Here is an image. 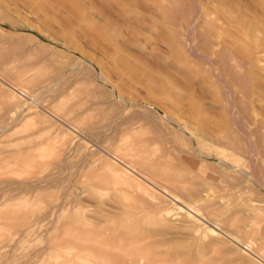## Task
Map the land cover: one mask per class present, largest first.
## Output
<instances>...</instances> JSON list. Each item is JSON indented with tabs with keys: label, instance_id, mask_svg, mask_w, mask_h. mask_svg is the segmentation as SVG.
Returning <instances> with one entry per match:
<instances>
[{
	"label": "rangeland",
	"instance_id": "1",
	"mask_svg": "<svg viewBox=\"0 0 264 264\" xmlns=\"http://www.w3.org/2000/svg\"><path fill=\"white\" fill-rule=\"evenodd\" d=\"M263 26L264 0H0V264H77L99 211L114 264H262Z\"/></svg>",
	"mask_w": 264,
	"mask_h": 264
},
{
	"label": "bare ground",
	"instance_id": "2",
	"mask_svg": "<svg viewBox=\"0 0 264 264\" xmlns=\"http://www.w3.org/2000/svg\"><path fill=\"white\" fill-rule=\"evenodd\" d=\"M199 5V4H198ZM198 7V6H197ZM198 11V10H197ZM198 13H200V10H199V12H197V14ZM224 13H227V11H225ZM199 15V14H198ZM254 27H257V26H254ZM263 29H264V26L262 27ZM251 50H252V52L254 53V55H253V57H254V59H255V57L258 59V62H256V63H252V62H250V64H252L253 65V68L255 69V70H259V69H264V66H261L260 65V63L262 64V62H263V58L261 57V55H263L264 54V47H262L261 45L260 46H254V47H251L250 48ZM190 51L191 52H193V50L192 49H190ZM21 94V93H20ZM22 95H24V94H22ZM33 103H35V102H33ZM176 116V115H175ZM174 116V117H175ZM170 117L171 116H169V117H167V119H168V121L171 123V121H172V118L170 119ZM179 117V116H178ZM177 116H176V118H178ZM237 119V121H238V123L240 124V119L238 120V118H236V115H235V120ZM175 120V119H174ZM251 120V119H250ZM254 120V119H253ZM256 120V119H255ZM176 121V120H175ZM180 121H181V119H180ZM172 123H173V121H172ZM174 124V123H173ZM170 125V124H169ZM175 126H177V127H179V130H181V132L183 133V134H185V138H186V140L188 141L189 139H188V136L186 135V134H188L186 131L187 130H185L184 128H182L181 126H179V124H178V122L176 123V124H174ZM241 125V124H240ZM105 129V128H104ZM104 129H102V132H103V130ZM240 129V128H239ZM98 130V129H97ZM240 132L241 133H243L244 135H245V137L247 138V143H248V146H249V148H250V157H252V163H253V165L255 166V164H256V155H255V149H254V145H253V142H252V137H250V133H248L249 131L248 130H246L244 127H242L241 129H240ZM242 134V135H243ZM252 134V133H251ZM189 135H191V133L189 134ZM206 136V135H205ZM251 138V139H250ZM111 139H113V138H111ZM211 139H213V140H215L216 141V143H218V144H222V136H221V134H219V133H213V134H211ZM190 140H193V139H191L190 138ZM189 140V141H190ZM187 141H186V144H187ZM191 142V141H190ZM189 143V142H188ZM225 144V142L223 143V145ZM122 147V146H121ZM125 149H127L126 147H125ZM124 149V147H123V150H125ZM194 149V148H193ZM126 151V150H125ZM124 151V152H125ZM130 151H132L130 148L129 149H127V151L126 152H129V154H132ZM195 151L198 153V157L199 158H202V159H204V158H206V156L204 155V153L203 152H201L200 150H199V148L198 147H196V149H195ZM134 155V154H133ZM153 158H155L154 156H152ZM153 158H151V159H153ZM150 159V160H151ZM156 159V158H155ZM149 160V162H148V160H147V162L148 163H150L151 161ZM159 160H161V159H159ZM201 160V159H200ZM208 160V159H207ZM207 160H205V161H207ZM152 161H154V159L152 160ZM216 162H217V164H218V166H221V167H226V168H228V165L226 164V162L225 161H223V160H216ZM152 163V162H151ZM160 163H161V161H160ZM159 164V163H158ZM163 164H165L164 162H162V164L161 165H163ZM216 164V163H215ZM150 165V164H149ZM151 166H153V163H152V165ZM168 166V165H167ZM166 166V167H167ZM160 167V166H159ZM163 168H164V165H163ZM168 168H170V167H168ZM225 168V169H226ZM162 169V168H161ZM165 169H167V168H165ZM164 170V169H163ZM166 171V170H165ZM171 171V170H170ZM150 177V176H149ZM166 189H165V187H164V191H159V193L161 194V195H163L164 194V196L166 197V196H168V199H169V192H167V191H169V190H167V191H165ZM173 191V190H172ZM173 192H175V191H173ZM149 193H150V191H149ZM155 193V192H154ZM157 194V192H156V195L157 196H160V194ZM163 193V194H162ZM171 193V192H170ZM152 194V193H151ZM151 194H150V196H151ZM152 195H155V194H152ZM150 196H148V198L150 199L151 197ZM156 196V197H157ZM201 196V195H200ZM199 196V197H200ZM153 197H155V196H153ZM172 197V196H171ZM199 197H197V198H199ZM204 197V199H205V197H207L206 195L205 196H203ZM158 198H160V199H163L161 196L160 197H158ZM157 198V199H158ZM209 198H211V197H209ZM157 199H155L156 201H158ZM173 199V201H175V203L177 202V203H180V205H182V206H184V207H186L185 205H184V202L181 200V199H179V197L178 198H172ZM207 199V198H206ZM150 200H152V199H150ZM198 200H200L201 201V198L200 199H198ZM197 200V201H198ZM212 200V199H211ZM214 200V199H213ZM155 201V202H156ZM199 201V202H200ZM198 202V203H199ZM208 202V201H207ZM158 203H159V201H158ZM162 203V202H161ZM173 203V202H172ZM188 203V202H187ZM197 203V204H198ZM200 203H202V202H200ZM205 203V202H204ZM209 203H210V201H209ZM157 204V203H156ZM163 204V203H162ZM203 204V203H202ZM206 204V203H205ZM212 204V203H211ZM210 204V205H211ZM209 205V204H208ZM207 206V205H206ZM184 207H179V208H177L176 210H175V208L173 209V210H164V211H156V213H157V215L159 216L158 217V220H160V222L159 223H164V222H167V218L168 217H173V212H175V211H179V213L181 212H183V213H186L187 215H185V216H183L184 218H186L187 219V221H183V220H181L182 222H183V224L184 223H188L189 225H192V227H193V229H192V231H193V235L195 236V237H197L198 238V240L197 241H201L202 239H204V238H206L207 236H213V237H215V235L216 234H221V233H218V231H220L219 230V228L216 226V225H211L210 224V222H209V224L211 225V227H207L206 229H204V228H202L203 226H202V224L204 225L205 223H202V221H206L207 219H209V218H206V220H205V215L202 213H200L201 211H199V209L197 210V208L195 207V209L192 211L191 209L190 210H188V211H185V209H184ZM198 208H202V205L199 207V206H197ZM208 207V206H207ZM168 208H170V207H168ZM157 209H158V206H157ZM203 210H204V208H202ZM201 209V210H202ZM158 210H160V209H158ZM203 210H202V212H203ZM189 211H190V213H189ZM207 211V210H206ZM205 211V212H206ZM204 212V213H205ZM55 213V212H54ZM147 213V212H146ZM149 213V212H148ZM179 213H177V215L179 216ZM191 213H193V214H191ZM95 218H96V220H95V222H92V220L91 219H88V218H86L85 216V221H86V228H88V229H90V230H87V231H90L88 234H87V236H86V238L84 239V243L86 244V247L84 248V249H80L78 252H76V255H74V256H76L74 259L76 260V262L78 261V263L77 264H114V263H112V262H110V260H109V256H112V254H113V252H115V250H116V247L112 244V242L113 241H109V240H107V239H105V237L108 235V236H111V238H112V240H114L115 239V237H116V235H117V233L119 232H117V229L115 228V221H111V220H109V218L103 213V212H95ZM145 215H147V214H145ZM150 215V214H149ZM176 215V216H177ZM182 215V214H181ZM204 215V216H203ZM87 216V215H86ZM177 216V217H178ZM53 217V216H52ZM141 217V216H140ZM144 217V216H143ZM180 217V216H179ZM145 218V217H144ZM147 218V217H146ZM149 218V217H148ZM155 218V217H154ZM153 218V220L154 221H156L157 222V219L155 220ZM181 218V217H180ZM172 219L173 218H171V221H172ZM175 219V218H174ZM137 220H139V219H137ZM147 220V219H146ZM149 220H150V218H149ZM153 220H152V222H153ZM136 221V220H135ZM170 221V220H169ZM177 221L178 222H181L180 221V219L179 220H176V221H174V222H176L177 223ZM209 221H211L210 219H209ZM145 222H147V221H145ZM173 222V221H172ZM202 223V224H201ZM144 224V223H143ZM174 224V223H173ZM201 224V225H200ZM174 226V225H173ZM177 226V225H176ZM205 226H207V225H205ZM161 227H162V225H161ZM187 227V226H186ZM190 227V226H189ZM179 228H180V225H179ZM204 230V232L203 231H201V230ZM146 230V229H145ZM144 231V230H143ZM92 232H96L97 233V235L96 236H92ZM110 233V234H109ZM133 233H139L138 232V230H135ZM165 233V232H164ZM167 233V232H166ZM190 233V232H189ZM189 233H187V234H189ZM157 234V233H156ZM162 234V233H161ZM169 233H167V235H168ZM187 234L186 235H184V237L185 236H187ZM224 234V233H223ZM104 235V236H103ZM132 235V234H131ZM181 235V234H180ZM183 235V234H182ZM156 236H158V234L156 235ZM155 236V237H156ZM175 236H176V234H175ZM103 237V238H102ZM188 238H189V236H187ZM227 237H229V236H227ZM176 238H177V236H176ZM179 238V237H178ZM230 238V237H229ZM192 239V238H191ZM232 239V238H231ZM193 240V239H192ZM196 241V242H197ZM234 241V240H233ZM38 246H40L41 247V245H38ZM36 248V247H35ZM250 249V246H248L247 248H245V249ZM60 250V249H59ZM63 250V249H62ZM65 250V249H64ZM72 252L74 253L75 251H76V248L75 249H73L72 248ZM52 251H53V249H51V251H50V255L52 256ZM53 252H55V250L53 251ZM72 252L70 253L71 255H72ZM56 253V252H55ZM78 253V254H77ZM57 254V256H58V252L56 253ZM60 254V253H59ZM66 255V254H65ZM78 255H81V257L79 258V256ZM62 256H64L63 254H62ZM71 257V256H70ZM47 258V257H46ZM45 258V259H46ZM58 258H61L60 257V255H59V257ZM58 258H56V259H58ZM49 259H50V257H49ZM48 259V260H49ZM71 258H69V260H70ZM73 259V260H74ZM257 259L259 260V261H261L260 263H262V264H264V260L261 258V257H259V256H257ZM40 260H42V258L40 259ZM45 261V260H44ZM44 261H42V263H44ZM72 261V260H71ZM49 263H51L50 261H48ZM41 263V261H40V263L39 264H42ZM45 264H46V262H45ZM76 264V263H75ZM115 264H120V263H115Z\"/></svg>",
	"mask_w": 264,
	"mask_h": 264
}]
</instances>
